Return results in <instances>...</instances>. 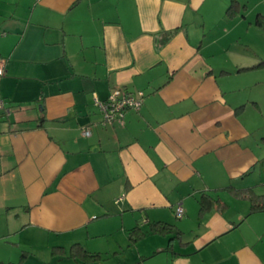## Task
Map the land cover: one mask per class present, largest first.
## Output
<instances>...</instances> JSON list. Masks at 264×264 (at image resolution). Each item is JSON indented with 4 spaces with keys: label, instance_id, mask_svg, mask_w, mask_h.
I'll use <instances>...</instances> for the list:
<instances>
[{
    "label": "crops",
    "instance_id": "1",
    "mask_svg": "<svg viewBox=\"0 0 264 264\" xmlns=\"http://www.w3.org/2000/svg\"><path fill=\"white\" fill-rule=\"evenodd\" d=\"M255 1L0 0V264H264ZM115 87L142 105L103 125Z\"/></svg>",
    "mask_w": 264,
    "mask_h": 264
},
{
    "label": "built area",
    "instance_id": "2",
    "mask_svg": "<svg viewBox=\"0 0 264 264\" xmlns=\"http://www.w3.org/2000/svg\"><path fill=\"white\" fill-rule=\"evenodd\" d=\"M4 59H0V77L4 75ZM143 91L132 92L123 87H115L105 99L94 98V104L101 114V124L123 123L124 114L129 109H138L142 105ZM4 109V100L0 96V111ZM84 135H89V129H83ZM183 208L178 205L175 208V215L182 217Z\"/></svg>",
    "mask_w": 264,
    "mask_h": 264
},
{
    "label": "trees",
    "instance_id": "3",
    "mask_svg": "<svg viewBox=\"0 0 264 264\" xmlns=\"http://www.w3.org/2000/svg\"><path fill=\"white\" fill-rule=\"evenodd\" d=\"M257 24L264 29V17L257 15ZM245 194L247 198L251 201V211H264V194H256L253 190H246L243 192H239V194ZM219 200L212 198L207 194L201 195L199 198V206L201 213L203 211L209 210L212 206L217 205ZM148 232H154L163 235H169L170 237H177L179 235V230L176 226L165 223V222H154L151 223L150 229ZM144 232L140 227H135L130 232V240L131 242H135L142 238L145 235ZM70 256H82L84 258H96L99 255L92 254L87 250L83 249L78 244H73L70 248Z\"/></svg>",
    "mask_w": 264,
    "mask_h": 264
},
{
    "label": "rangeland",
    "instance_id": "4",
    "mask_svg": "<svg viewBox=\"0 0 264 264\" xmlns=\"http://www.w3.org/2000/svg\"><path fill=\"white\" fill-rule=\"evenodd\" d=\"M255 0H251V5L254 6L255 3H253ZM260 0H256L255 2L258 3ZM256 13L251 15V21L253 23V27L256 23ZM257 27V26H256ZM258 28V27H257ZM254 29V28H253ZM259 29V28H258ZM251 44H250V52L251 55L254 57L256 54L260 56H264V29L259 30H252L251 32ZM239 45L234 46L233 49L237 50L239 49ZM251 79L259 81V87H264V68L259 70H253L251 74Z\"/></svg>",
    "mask_w": 264,
    "mask_h": 264
}]
</instances>
